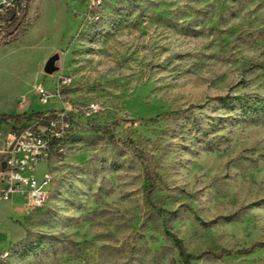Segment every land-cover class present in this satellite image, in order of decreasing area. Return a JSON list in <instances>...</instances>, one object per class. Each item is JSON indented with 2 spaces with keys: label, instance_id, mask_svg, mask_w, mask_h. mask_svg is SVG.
Wrapping results in <instances>:
<instances>
[{
  "label": "rangeland",
  "instance_id": "1",
  "mask_svg": "<svg viewBox=\"0 0 264 264\" xmlns=\"http://www.w3.org/2000/svg\"><path fill=\"white\" fill-rule=\"evenodd\" d=\"M26 5L27 34L0 46V112L100 114L37 165L54 175L43 207L0 203V264H186L182 247L264 264V0H19L0 40Z\"/></svg>",
  "mask_w": 264,
  "mask_h": 264
},
{
  "label": "built area",
  "instance_id": "2",
  "mask_svg": "<svg viewBox=\"0 0 264 264\" xmlns=\"http://www.w3.org/2000/svg\"><path fill=\"white\" fill-rule=\"evenodd\" d=\"M19 0H0V7L18 8ZM90 9L100 8L102 0H88ZM23 8V7H22ZM97 16V13L95 14ZM72 80L61 78L55 93H49L43 85L36 88V94L42 104L60 98L62 89L67 88ZM59 90V91H58ZM20 101V107L25 105ZM100 114L97 103L87 102L75 111L51 110L33 117L28 124H16L9 134L0 162V203L10 202L15 197L24 199L27 210H35L45 205V196L49 193L54 175L47 171L41 178L33 175L41 162L50 168L52 152L66 154L62 144V135L73 133L79 117L93 118ZM1 121V120H0ZM1 136V135H0Z\"/></svg>",
  "mask_w": 264,
  "mask_h": 264
},
{
  "label": "trees",
  "instance_id": "3",
  "mask_svg": "<svg viewBox=\"0 0 264 264\" xmlns=\"http://www.w3.org/2000/svg\"><path fill=\"white\" fill-rule=\"evenodd\" d=\"M28 12H29L28 5L21 8L20 14L18 17V23L3 32V38L0 40V46H7L12 43H15L16 41L20 39V37L27 34L29 28L31 27V24L27 23L26 27H24V29L21 31L18 30V25L20 24V22H23L24 20L27 19ZM0 31H2L1 28H0ZM40 114L41 113L33 114L31 115V117H29V119L31 120L33 117H36ZM0 120L5 123H13L15 125L20 124L21 122L19 115L18 116H7L5 114H0ZM151 121L153 122L154 120H151ZM181 254H182V258L185 261V263L191 264L192 255L189 254L183 247L181 248Z\"/></svg>",
  "mask_w": 264,
  "mask_h": 264
},
{
  "label": "crops",
  "instance_id": "4",
  "mask_svg": "<svg viewBox=\"0 0 264 264\" xmlns=\"http://www.w3.org/2000/svg\"><path fill=\"white\" fill-rule=\"evenodd\" d=\"M0 114H3V112H0ZM14 126L15 124L13 123H5V122L0 121V135H1L0 136V162L2 160V155H3L2 152L4 150L5 142L7 141L9 134L13 130ZM16 200H17V197H15L12 201H10L11 206L13 207L12 213H14L17 216V218H22L25 216V213H26L25 211H27V209L24 206L23 208L15 206L14 203ZM13 238H15V235Z\"/></svg>",
  "mask_w": 264,
  "mask_h": 264
},
{
  "label": "water",
  "instance_id": "5",
  "mask_svg": "<svg viewBox=\"0 0 264 264\" xmlns=\"http://www.w3.org/2000/svg\"><path fill=\"white\" fill-rule=\"evenodd\" d=\"M60 60V54L56 53L51 56L44 66V72L48 75H53L54 73L59 71V67L57 63Z\"/></svg>",
  "mask_w": 264,
  "mask_h": 264
},
{
  "label": "bare ground",
  "instance_id": "6",
  "mask_svg": "<svg viewBox=\"0 0 264 264\" xmlns=\"http://www.w3.org/2000/svg\"><path fill=\"white\" fill-rule=\"evenodd\" d=\"M68 136H70V133H67V134L62 135V142H63ZM54 153H58V152H52V156H53ZM52 156H51V158H52Z\"/></svg>",
  "mask_w": 264,
  "mask_h": 264
}]
</instances>
